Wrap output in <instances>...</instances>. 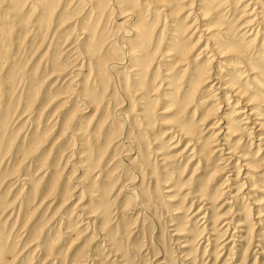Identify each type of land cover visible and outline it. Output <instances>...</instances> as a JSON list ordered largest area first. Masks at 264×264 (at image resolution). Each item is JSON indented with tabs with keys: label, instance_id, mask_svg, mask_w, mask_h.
Masks as SVG:
<instances>
[{
	"label": "rangeland",
	"instance_id": "obj_1",
	"mask_svg": "<svg viewBox=\"0 0 264 264\" xmlns=\"http://www.w3.org/2000/svg\"><path fill=\"white\" fill-rule=\"evenodd\" d=\"M137 1L0 0V264H264V129L198 84L216 66L264 124V0H228L201 31V0ZM203 28L220 58L195 68ZM217 138L249 166L231 182Z\"/></svg>",
	"mask_w": 264,
	"mask_h": 264
},
{
	"label": "bare ground",
	"instance_id": "obj_2",
	"mask_svg": "<svg viewBox=\"0 0 264 264\" xmlns=\"http://www.w3.org/2000/svg\"><path fill=\"white\" fill-rule=\"evenodd\" d=\"M112 1H115V0H112ZM208 1V5L206 4L207 2H205V0H201V1H192L190 4H189V6H191V8H190V13L187 15V17H189L191 14H192V16L194 15L195 16V18L193 19V22L191 23V24H189V25H187V27H192L193 25H194V28L196 29V31L197 30H199L200 29V26H198L199 25V23L197 22L198 20H201V21H203V20H207V18H208V10H213L214 12H216V11H219V10H221L222 9V7H223V10H226V9H228V10H226L225 12H228V11H230L231 9H232V7H231V5L230 4H228V0H224V2H219V3H217L218 5H215L214 4V2L213 1H209V0H207ZM214 1H216V0H214ZM221 1V0H220ZM245 0H241L240 2H244ZM140 2H141V4L142 5H147V4H150V3H157V2H163L164 3V5H162L164 8H165V10H167V11H169V8L171 7V4H172V0H138L137 1V3H139L140 4ZM217 2V1H216ZM113 3V2H112ZM204 4H206V5H204ZM251 4H255L256 6H260L259 4H263V1H260V0H250V3L248 4V5H246L245 6V8L247 7V6H250ZM115 6V5H114ZM259 8V7H258ZM251 9V8H250ZM249 8L248 9H244V11H242L243 13L240 15L241 17H243V16H248V17H254L258 12H257V8L255 7L253 10H250ZM250 11V12H249ZM128 12H130V11H128ZM212 12V11H211ZM166 13V12H165ZM164 15V14H163ZM144 16V17H143ZM142 16V18H144V19H146L147 17H148V14H144ZM164 16H169V14H166V15H164ZM127 17H133V16H131V13H130V16H129V14L127 15ZM256 17H254V19H252V20H249V21H247V23L249 24L248 26H254V25H252L253 24V22L256 20L255 19ZM144 19H142L141 20V16H140V19H137L136 21H137V25H135L134 27H135V29L134 28H132L131 27V31L133 32V33H135V30H137L138 31V34H132V38L133 37H135V38H133L132 39V41H134V42H138L140 39H141V37L142 36H147V34H148V30L149 29H147V30H141V28H140V26L139 25H142V26H144L145 24H146V22H145V20ZM129 21V20H128ZM126 22V21H125ZM255 23H256V21H255ZM258 23V22H257ZM259 24V23H258ZM245 28V27H244ZM134 30V31H133ZM249 30H252V27H250L249 28ZM130 31V32H131ZM199 31H201V30H199ZM146 33V34H145ZM85 34V33H84ZM194 33H192L191 35H193ZM124 36V35H123ZM127 36V35H126ZM131 36V35H130ZM172 36H176L175 34H172ZM191 37V36H190ZM199 41L202 39V38H205V40L207 41V43H206V45H205V47L204 48H202L201 49V52H199V54H198V56L197 57H195L194 59H192L193 60V62H194V65H195V68H199V67H201L199 64L201 63V60H202V58H205V61H206V65L208 66L209 64H210V66L212 65V63L213 62H217V60H216V57H218L217 55L219 54V52H220V48H221V46H219V44L217 43V42H214V36H213V34H212V32L208 29V28H203L202 29V34L201 35H199ZM203 40V39H202ZM199 41H197V43L199 42ZM124 41H120V42H118L119 44H120V47H121V49H123V50H125L126 51V57L127 56H129L130 54H132L135 50V48H139V50L138 51H136L135 52V54H141V53H144V48L142 47L143 46V44H142V46H138V47H135V48H133V49H127V43H126V41L123 43ZM182 42V41H181ZM134 50V51H133ZM174 52H176V53H178V52H180V50H178L177 48L174 50ZM191 53V51H189V54ZM209 53H211V55H209ZM134 54V53H133ZM167 56H170V60H168V61H173V57H174V55H173V52L172 53H169ZM201 56V57H200ZM207 56V57H206ZM218 58H220V57H218ZM153 61V60H152ZM221 65H223L222 63H220V66ZM245 67V66H244ZM208 68V67H207ZM207 68L204 70V72H203V75H202V77H200L199 79H198V84L200 83V84H204V85H206V84H209V82H210V80L211 79H214V80H216V83H213V85L212 86H210L211 87V89H212V87L213 88H216V89H214V91H212L211 92V95H209V96H211V97H215V96H218V95H222V97H224V100L229 96V97H236V98H238V99H240V100H238L239 102L236 104V106L234 107V108H236V109H238V111L236 112V116H240V117H242V119H241V125L242 126H245L246 128L247 127H249V126H251V125H254V128H253V130H262V129H264V124L263 123H261V122H259V121H257V119L258 120H262V119H260L261 117H256L255 115H256V113H255V111L252 109V108H250V104H251V102H249V103H244V98H243V93H242V91H240V90H238V88L237 87H235V85L234 84H232L230 81H226V82H223V79H224V77L223 76H221V75H218L217 74V72H218V70H215V69H217V67L215 66V67H211V68H209L208 70H207ZM219 68V67H218ZM78 70H80V68L78 69ZM82 70V69H81ZM75 71V70H74ZM73 71V73H75ZM133 72H137V75L139 76L140 75V68L139 67H136V68H134L133 70H132ZM249 71V70H248ZM79 72L80 71H78L77 73H75L76 74V76H78L79 75ZM225 73V72H224ZM214 74H216V75H218V77L217 78H215L214 77ZM215 82V81H214ZM201 86V85H200ZM211 89H208L209 91L211 90ZM216 90H218V92L219 93H217L216 92ZM227 93H230L229 95H227ZM221 97V98H222ZM228 97V98H229ZM210 98V97H209ZM218 99H220V97L218 98ZM216 100V99H215ZM218 101V100H217ZM226 101L228 102L229 100L228 99H226ZM243 104L242 106H244V107H240L239 106V104ZM217 105V104H216ZM216 105H214V107L216 106ZM217 107V106H216ZM216 111V110H215ZM124 117V116H123ZM239 117V118H240ZM222 120H224L223 118H222ZM221 124V123H220ZM181 125V124H180ZM216 125V124H215ZM212 127V126H211ZM252 127V126H251ZM253 130H252V132H253ZM220 132V131H219ZM219 132H217V134L215 135V136H219ZM176 133H179L181 136H183V137H185V138H187L189 135H191L190 134V131L187 129H184L183 127H181V126H177V129H176ZM227 134V133H226ZM252 136V135H251ZM219 139H221L220 137H219ZM218 138L217 139H215L213 142L215 143V145H214V148L212 149V151L214 152V153H216V155L218 156V154H220L219 156H218V159H219V162H220V164H223L222 163V161L223 162H227L226 164H223V166L222 167H219V171L221 170V172H223L225 175H226V180H228L229 182H231V180H232V178H231V174L233 175H235V172H236V170H238V168H244V170H248L249 171V166L248 165H246V164H243V162L244 161H246V158L245 157H243V156H240V154H238L236 151H234V149H232V148H230L229 146H228V143L227 142H225V143H223V144H221L218 140H219ZM221 140H225V139H221ZM228 141V140H227ZM202 143V142H201ZM190 144V143H189ZM190 146H193V144L192 145H190ZM221 146H223V149H220V147ZM222 148V147H221ZM262 149V148H261ZM226 150H228V152H225ZM193 154V153H192ZM238 159V163H235V161ZM260 160H262V159H260ZM264 161V160H263ZM238 166V167H237ZM240 166V167H239ZM226 172H230V174H228L227 175V173ZM245 172V171H244ZM243 172V175H245V177L242 175V179H244V181H246V183H247V173H244ZM236 177H238L237 175H235ZM244 177V178H243ZM225 184H226V181H225ZM230 188H232L233 190H235L234 188H233V186H231L230 185ZM246 188V187H245ZM230 190V189H229ZM133 191V190H132ZM224 191V190H223ZM225 192V191H224ZM223 192V193H224ZM230 192V191H229ZM223 193H221V194H223ZM218 196H220V192L218 193ZM231 196V195H230ZM245 197H248V194H245ZM229 198H231V199H233V196L232 197H229ZM202 211H203V207L201 206L199 209H198V211H197V213L195 214L196 216L197 215H200V214H202ZM194 215V216H195ZM208 216V215H207ZM202 219L203 220H205L206 219V213L203 215V217H202ZM201 221V220H200ZM209 221V220H208ZM207 222V221H206ZM224 226H230V224L227 222V223H225V225ZM236 227H237V230L239 229V227H242V226H244L243 225V223H238V224H236L235 225ZM229 228V227H228ZM227 230V229H226ZM236 232V231H235ZM232 239V238H231ZM228 242H230V240L228 241ZM223 246V245H222Z\"/></svg>",
	"mask_w": 264,
	"mask_h": 264
}]
</instances>
